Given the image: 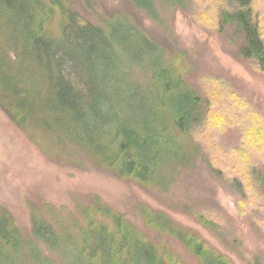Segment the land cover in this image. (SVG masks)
<instances>
[{
	"label": "rangeland",
	"instance_id": "rangeland-1",
	"mask_svg": "<svg viewBox=\"0 0 264 264\" xmlns=\"http://www.w3.org/2000/svg\"><path fill=\"white\" fill-rule=\"evenodd\" d=\"M148 1L149 8L144 9L130 0H61L80 21L103 31L124 19L158 49L154 57L129 63L135 49L115 45L117 59L108 79L114 101L111 112L121 117L131 111L134 117V110L129 105L123 109L119 100L127 101L139 95L141 87L152 85L158 68L151 69V64L156 59L162 60L159 66L175 63L185 89L197 98L204 115L200 128L205 135L200 138L196 131L204 151L194 148L188 137L175 136L173 154L162 166L157 184L150 187L120 179L101 167L75 135L73 118L59 112L57 95L51 103L44 101L49 96V73L29 53L25 36L22 52H15L20 57L17 66L26 76L38 75H32L35 86L27 87L29 98L39 99L34 107L38 112H32L24 132L0 108V212L11 216L23 241L55 264H65L66 256L34 238L33 217L44 218L59 230L63 241L71 243L84 224L83 208L96 199L123 216L156 249L183 264L199 261L178 240L147 226L146 211L166 217L171 227L195 233L207 252L219 253L229 264H264V73L241 54L245 35L236 21L229 20L233 10L224 0ZM27 2L54 51L64 42L58 38L63 21L58 9L53 13L45 0ZM253 7L264 38V0H254ZM7 13L0 6V66L7 61L5 50L13 56L11 38L3 37V32L16 28L5 18ZM98 77H105L104 71H98ZM215 104L218 112L213 117ZM246 149L251 151L247 156L238 153ZM245 157L253 161V183L243 179L241 185L238 164L247 167Z\"/></svg>",
	"mask_w": 264,
	"mask_h": 264
},
{
	"label": "trees",
	"instance_id": "trees-1",
	"mask_svg": "<svg viewBox=\"0 0 264 264\" xmlns=\"http://www.w3.org/2000/svg\"><path fill=\"white\" fill-rule=\"evenodd\" d=\"M27 1L0 0V6L8 12L5 18H9L16 27L6 35L3 32V37L11 38L14 45L10 44L13 56H8L5 50L7 61L0 66V108L21 130L26 132L29 128L34 115L32 112L36 109L38 112V108L34 107L39 101L38 98L30 99L27 89L35 86L33 76L38 75L26 76L20 64L17 66L20 57L15 52L21 51L28 40L29 53L49 73V96L44 101L51 103L57 95L59 112L73 118L75 135L80 136L87 151L84 150L97 164L120 179L145 187L157 184L162 166L173 154L175 136L188 137L194 148L203 150L201 141L196 139V131L200 138L205 135L200 128L204 115L197 98L185 89L182 72L175 63L159 66L162 60L156 59L151 64V69L158 68L153 75L152 85L147 88L140 86V94L131 95L127 101L119 100L123 109L129 105L134 110V117L129 109L130 114L121 117L111 112L114 101L108 93V79L114 68L113 61L117 59L115 45L135 49L129 63L144 61L158 54V49L151 46L138 31H132L124 19L108 24L106 31H103L89 22L80 21L61 0H45L53 13L59 12L63 20L59 24L58 38L64 42L53 51L49 34L35 18ZM33 1L39 4L42 0ZM130 1L138 7L149 8L148 0ZM224 1L225 6L233 10L229 11V20L236 21L245 35L246 46L241 54L253 60L257 69L264 73V38L259 15L254 11V0ZM55 9H58L57 12ZM120 28L126 32L120 33ZM25 36L27 40L23 39ZM98 66L102 68L98 70ZM98 71H104L105 77L99 78ZM48 106L51 111V104ZM216 106L213 117L218 112ZM210 113H207L208 116ZM238 153L247 156L251 151L239 150ZM258 155L263 156L260 152ZM245 158L247 167L245 163L242 166L238 164L242 176L237 181L241 185L243 179L252 182L254 171L251 158ZM211 168L216 171L213 165ZM254 184L257 182L254 181ZM82 212L85 215L84 224L79 227L77 239L73 238L71 243L63 241L59 230L38 216L33 217L32 234L38 241L66 256L65 264H183L171 253L156 249L141 233L132 230L123 216L117 215L97 199ZM144 214L147 226L178 240L198 259L199 264L230 263L217 252H207L205 243L195 233L171 227L166 217L160 214L150 211ZM99 216L103 219H99ZM75 225H78L77 222ZM0 264L55 263L45 258L36 246L23 241L11 216L0 212Z\"/></svg>",
	"mask_w": 264,
	"mask_h": 264
}]
</instances>
